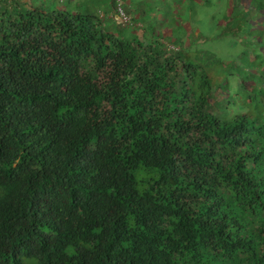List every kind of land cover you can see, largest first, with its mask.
Here are the masks:
<instances>
[{
	"label": "trees",
	"instance_id": "trees-1",
	"mask_svg": "<svg viewBox=\"0 0 264 264\" xmlns=\"http://www.w3.org/2000/svg\"><path fill=\"white\" fill-rule=\"evenodd\" d=\"M86 1L0 0V264H264V110L155 39V0Z\"/></svg>",
	"mask_w": 264,
	"mask_h": 264
},
{
	"label": "rangeland",
	"instance_id": "rangeland-1",
	"mask_svg": "<svg viewBox=\"0 0 264 264\" xmlns=\"http://www.w3.org/2000/svg\"><path fill=\"white\" fill-rule=\"evenodd\" d=\"M73 1L76 4L83 3V0ZM89 1L91 2L87 0L84 5L89 6ZM244 1L247 6L235 3L234 0H209L206 4L194 0L190 1L191 5L183 2L176 8L168 7V0H155L156 6L162 11L152 15L150 23L151 30L157 31L155 39L160 36L169 39L170 28L177 36L186 39L191 58L201 61L205 67L209 66L215 88L218 82L222 87L225 86L227 94L224 95V105L229 107L231 115L245 112L254 117V111L258 108L264 110V88L257 90L259 99L254 101V106H246V98L249 95L243 85L244 81L251 80L252 73L244 70L246 67L257 68V65L252 67L249 63L262 64L264 60V0H257L260 5L254 0ZM94 3L91 7L101 16L107 15L112 22L125 23L129 20L128 13L126 21L120 15L118 3L117 11L113 9L111 0H98ZM130 8L137 11L135 6ZM148 19L150 18L146 17L145 21ZM238 20L241 25L233 29ZM239 67L241 69H238Z\"/></svg>",
	"mask_w": 264,
	"mask_h": 264
},
{
	"label": "built area",
	"instance_id": "built-area-1",
	"mask_svg": "<svg viewBox=\"0 0 264 264\" xmlns=\"http://www.w3.org/2000/svg\"><path fill=\"white\" fill-rule=\"evenodd\" d=\"M118 8H119L120 15L122 16L124 21L128 20V16L126 15V12L123 9V7L119 4Z\"/></svg>",
	"mask_w": 264,
	"mask_h": 264
}]
</instances>
